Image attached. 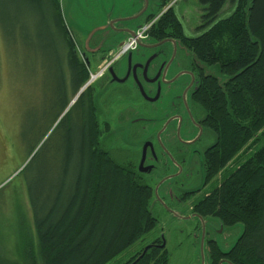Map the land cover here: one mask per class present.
Instances as JSON below:
<instances>
[{"label":"trees","instance_id":"1","mask_svg":"<svg viewBox=\"0 0 264 264\" xmlns=\"http://www.w3.org/2000/svg\"><path fill=\"white\" fill-rule=\"evenodd\" d=\"M173 1L159 0V15L145 19L146 24L155 20L147 37L181 38L192 54L218 72L215 82L206 81L200 103L216 136L206 155L207 180L225 173L196 211L226 226L243 225L224 255L232 264H264V0H197L205 29L190 40L182 38ZM228 2L233 10L220 19ZM25 7L51 19L59 51L54 53L58 89L61 94L69 87L74 95L89 80V72L76 56L57 0H22ZM87 97L85 88L72 104L78 110L73 121L65 113L67 100L53 115L51 126L61 118L58 124L64 130L55 151L60 168L45 187L40 180L30 198L37 253L29 254V264H108L157 226L149 210L153 189L102 149L99 131L89 120ZM30 127L34 130L35 124L25 120L19 127L21 146L33 132ZM48 130L29 146L28 156ZM143 250L123 264H168L165 247L150 246L140 257Z\"/></svg>","mask_w":264,"mask_h":264},{"label":"rangeland","instance_id":"2","mask_svg":"<svg viewBox=\"0 0 264 264\" xmlns=\"http://www.w3.org/2000/svg\"><path fill=\"white\" fill-rule=\"evenodd\" d=\"M57 2L65 27L73 40L76 56L81 62L84 60L81 58L83 44L89 45L91 51L111 52L114 56L120 43L128 39L127 33H114L107 21L116 17L132 18L145 7L140 20L123 23L130 31H136L146 25L147 17H155L160 13L159 0ZM170 6H173L184 35L196 36L204 23V11L197 0H175ZM232 10L233 5L228 2L219 18H226ZM49 22L51 19L42 18L35 9L22 8V0H0V264H29L32 261L29 254L32 251L37 253L30 198L40 180L42 183L39 184L45 187L43 183L46 180L53 176L57 178L60 155H56L55 151L64 131L58 124L61 118L52 126L51 121L62 100L69 101L65 113L69 111V120L73 121L78 110L72 104L85 89L84 85L72 95L68 87L60 94L54 54L59 52L56 49L58 43ZM14 40L16 47L11 46ZM142 43L149 42L145 40ZM86 68L89 80L90 75L94 79L100 69ZM24 120L35 124V128L28 129L33 132L27 133L25 143L21 146L18 130ZM46 129H49L46 136L28 156L29 146ZM38 150L37 157L33 158ZM110 157L114 159L112 155ZM183 192L170 191L169 198L166 190L156 191V198H152L149 206L151 214L157 219L155 230L108 264L125 263L133 254L158 238L164 240L168 264H210L208 240H214L222 252L233 247L243 233L241 224L225 227L221 234L210 233L202 246V236L198 231H193L194 224H188L181 218L186 214V204L173 199L180 197ZM218 224L216 220L215 226ZM35 264L40 262L36 260Z\"/></svg>","mask_w":264,"mask_h":264},{"label":"flooded vegetation","instance_id":"3","mask_svg":"<svg viewBox=\"0 0 264 264\" xmlns=\"http://www.w3.org/2000/svg\"><path fill=\"white\" fill-rule=\"evenodd\" d=\"M145 9L132 18L116 17L107 24L114 33H124L120 31L129 28L123 23L140 20ZM204 25L196 36L186 37L180 24L182 38L195 39ZM145 40L149 43L143 44ZM143 41L113 60L109 52H87L83 44V63L103 69L85 87L89 120L99 131L105 152L135 172L139 181L153 189V197L159 189L166 190L169 198L170 191L184 190L173 199L186 204L181 218L194 224L193 231L202 236L203 246L207 235L231 227L196 211L197 203L211 194L225 173L207 180L206 155L215 146L216 136L200 103L206 81L218 79L217 68L199 60L181 38L171 35ZM161 243L158 238L149 246ZM230 249L222 252L214 240H208L210 264H232L224 257Z\"/></svg>","mask_w":264,"mask_h":264},{"label":"built area","instance_id":"4","mask_svg":"<svg viewBox=\"0 0 264 264\" xmlns=\"http://www.w3.org/2000/svg\"><path fill=\"white\" fill-rule=\"evenodd\" d=\"M154 21H152L149 24L144 25L141 29H139L138 31H136L135 35L133 37H130L126 43L122 46V48L118 51V53L115 56V59L120 57L121 55L126 54L129 51H133L136 44L139 41H142L143 39H145L147 37V33L150 29V27L152 26Z\"/></svg>","mask_w":264,"mask_h":264},{"label":"water","instance_id":"5","mask_svg":"<svg viewBox=\"0 0 264 264\" xmlns=\"http://www.w3.org/2000/svg\"><path fill=\"white\" fill-rule=\"evenodd\" d=\"M120 32L127 33L128 36H130V37L134 36V31H130V30H123L122 31L121 30ZM126 41H127V39L120 43V45L118 47V51L122 48V46L126 43ZM84 46H85V49H86L87 52H96V50H92L91 51V49H89L90 48L89 45H84ZM109 56H110V58L113 57V53L109 52ZM90 78L91 79L85 84L84 88L86 87V85H88L93 80V77H90ZM164 245H165L164 244V240L162 239V244L160 246H158V248H162V247H164ZM148 248H150V246H147V247L144 248V250H143L142 254L140 255V257L146 252V250H148Z\"/></svg>","mask_w":264,"mask_h":264},{"label":"bare ground","instance_id":"6","mask_svg":"<svg viewBox=\"0 0 264 264\" xmlns=\"http://www.w3.org/2000/svg\"><path fill=\"white\" fill-rule=\"evenodd\" d=\"M167 8H170V6H169V7H167Z\"/></svg>","mask_w":264,"mask_h":264},{"label":"crops","instance_id":"7","mask_svg":"<svg viewBox=\"0 0 264 264\" xmlns=\"http://www.w3.org/2000/svg\"><path fill=\"white\" fill-rule=\"evenodd\" d=\"M133 31V30H132Z\"/></svg>","mask_w":264,"mask_h":264}]
</instances>
